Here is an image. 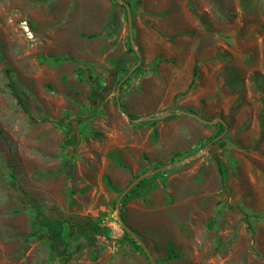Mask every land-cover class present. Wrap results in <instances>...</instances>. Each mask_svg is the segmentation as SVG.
<instances>
[{
  "label": "rangeland",
  "instance_id": "374dc122",
  "mask_svg": "<svg viewBox=\"0 0 264 264\" xmlns=\"http://www.w3.org/2000/svg\"><path fill=\"white\" fill-rule=\"evenodd\" d=\"M122 1L0 0V264H264V0Z\"/></svg>",
  "mask_w": 264,
  "mask_h": 264
},
{
  "label": "water",
  "instance_id": "95a60500",
  "mask_svg": "<svg viewBox=\"0 0 264 264\" xmlns=\"http://www.w3.org/2000/svg\"><path fill=\"white\" fill-rule=\"evenodd\" d=\"M122 6H124L126 9H127V13H128V22H129V32H130V41H131V44L133 46V48L135 47V42H134V34H133V22H132V16H131V10H130V7L129 5L125 2V1H122V0H117ZM141 64V61L139 60V63L138 65ZM120 86L118 87V91H117V101H118V108L121 112H123V108H122V105H121V102H120ZM177 114V115H184V116H187V117H190L192 118L193 120L197 121L199 124L203 125V126H214V125H218V124H223V120L220 119V118H217L215 120H207L201 116H199L198 114L196 113H192V112H189V111H185V110H176L175 112L173 111H163V112H160L158 114H155L153 116H149V117H146L145 119L146 120H153V119H159V120H163V119H166V118H169L171 116H173L174 114ZM128 117V116H127ZM207 150V147H205L203 150H201L200 152H198L197 154H194L188 158H185L184 160H181L179 162H176L175 164H169V165H166L164 166L162 169L164 171H167V170H170L171 168L173 167H181L183 165H186L187 163L189 162H192L196 159H198L204 151ZM152 176V173L151 172H147L146 174H143L141 176H139L128 188L127 190H125L123 192V194L121 195V197L118 199L117 203H116V212H117V217H118V220L121 224V226L124 228V230L126 232H128L129 234L132 235V237L138 241V243L141 245V247L143 248L145 254L147 255V257L149 258L151 264H157L156 260L154 259L153 255L151 254L150 250L148 249V247L144 244L143 240L136 234L134 233L130 228L129 226L127 225V223L125 222L123 216H122V213H121V203H122V200L125 198V196H127L129 194V192L134 189L139 183H141L144 179L148 178Z\"/></svg>",
  "mask_w": 264,
  "mask_h": 264
},
{
  "label": "trees",
  "instance_id": "16d2710c",
  "mask_svg": "<svg viewBox=\"0 0 264 264\" xmlns=\"http://www.w3.org/2000/svg\"><path fill=\"white\" fill-rule=\"evenodd\" d=\"M91 37H95V36H91ZM128 117L130 118V119H138V118H136V116H134V115H128ZM222 134H223V132H220V133H218L213 139H211L208 143H204L203 144V146H205V145H207V144H210V143H212V144H216V143H219L220 142V140H221V136H222ZM147 179H145V180H143L141 183H143V182H145ZM109 183V182H108ZM109 185H111L110 183H109ZM112 187V186H111ZM138 187V186H137ZM137 187H135L134 189H132L130 192H129V194L130 193H133L135 190H136V188ZM129 194L125 197V198H128V196H129ZM125 198L122 200V203H121V211H122V209H123V205H124V202H125ZM176 257H178V255H176Z\"/></svg>",
  "mask_w": 264,
  "mask_h": 264
}]
</instances>
